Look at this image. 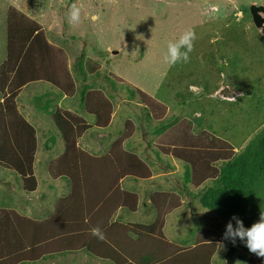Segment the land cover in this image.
<instances>
[{
    "label": "rangeland",
    "instance_id": "rangeland-1",
    "mask_svg": "<svg viewBox=\"0 0 264 264\" xmlns=\"http://www.w3.org/2000/svg\"><path fill=\"white\" fill-rule=\"evenodd\" d=\"M251 4L264 6V0H0V61L7 47L11 48L16 43L7 39L5 29H10L8 32L12 36L19 28L18 35L22 37L23 54L26 56L32 55L34 50H30L37 47L33 42L35 39L31 36L41 32L42 38L58 49L56 51L59 56L64 57L66 67L76 83V89L79 88V83L71 68L75 60L89 75H93V72L100 69L103 64L100 75L109 77L115 88H119V83H126L131 87L134 91V99H138L136 107L127 106L128 98H124V95L117 96L113 102L117 105L116 108L118 107L120 117H125L129 112L134 126L141 123L139 118H142L144 112L140 109L145 107L151 121H160V119L164 121L171 116L178 120L183 118L181 122L187 130H190L187 123L190 121V134L194 135L192 133L194 127L196 130L203 129V135L214 140V136L223 139L230 145L226 148L234 150L236 147L239 151L264 127V34H261L252 23L249 13ZM73 5L81 11L78 23H73L69 19ZM92 15H98L100 19L92 22L90 19ZM20 28L26 30V35ZM188 31L195 34L189 61L169 64L166 59L168 44L178 42ZM30 33L31 35L27 36ZM48 54L47 49L46 55L35 52L32 56L40 60L46 57L47 65L51 66L52 61ZM96 61L98 64L93 63ZM102 76L97 79L88 76V83L94 87L102 86L106 94L109 90L111 92V89L106 82L99 80L103 79ZM44 85L46 84H39V94L33 93L36 98L32 97L33 100L26 109L33 118V123L49 141L52 134L58 133L51 117L55 120L61 118L50 114L55 113L54 103L58 102L59 95L56 94L58 93L56 90L48 88L50 92L48 96ZM33 86L34 84H30L27 89ZM138 90L148 93L154 100L162 103V110L150 106L152 102H148L147 106L143 101V97L147 94L142 95ZM31 96L28 95L26 98ZM72 102L75 108L78 107V97L73 98ZM115 120H117L116 124L120 121L118 118ZM114 128L115 125H112L110 130L112 133L115 132ZM147 129L150 128L145 124L144 130L139 127L136 132L137 137L134 134L124 144L126 149L137 152L143 159L151 153L152 147L159 149L161 144H155L160 135H152ZM85 136V141L90 138ZM91 136L94 140L90 142L95 146L98 142L108 143L106 136ZM175 136L174 133L171 137ZM186 141L184 136L176 142L185 145ZM54 142H56L55 146H58L59 141ZM49 143L53 144L52 140ZM211 143L209 148L220 150L221 147L214 141ZM205 145L202 144L201 147ZM99 146L101 148L100 144ZM92 147L93 144L90 148ZM163 150L166 151L165 148ZM168 153L160 154L163 160L156 159L153 172L156 175L161 174L160 171L163 170L167 160L174 167L167 177L172 184L174 183L173 185H177L178 174L182 170L177 158L175 160ZM221 158L227 159L226 156H219L215 157L214 161ZM4 163V168L6 165L10 168L7 162ZM3 167H0V206L2 201H7V205L15 208L19 214H24L28 212L29 207H25L26 203L23 204L22 198L27 200L29 192L24 188L21 189L13 180H8L10 176L2 170ZM41 172H43V164L38 169L39 175ZM216 173V168L212 166L211 171H207L206 177H214ZM41 181L38 196L31 197L29 202L40 216L50 213L57 192L49 188L48 184L53 183L48 182L49 179L41 178ZM190 183L191 179L186 185L188 190L192 187ZM210 184L211 180H208L203 189L211 186ZM151 186L154 187L153 184ZM151 186L146 187V190L151 189ZM30 195L35 196L37 193ZM179 195L182 196L186 208L191 197ZM193 204V215L189 210L184 209L183 218L177 217L176 214L168 217L165 233L181 242L192 237L196 230L209 227L212 228L214 237L215 235L222 237L229 220L204 208L199 197L193 200ZM244 213L247 219L245 227L257 222L260 216L264 215V184L260 186L257 197L244 205ZM31 240L30 236L29 241ZM229 247H234L233 264H246L249 256H256L239 240L235 245L223 241V247L218 246L212 255L211 263L227 264L225 254ZM20 250L17 248L16 255L13 256L15 264H22V259L27 258L23 257V251ZM48 259H56L57 264H95L89 262L90 259L87 260L81 252L51 255L46 257L45 261L34 264H48ZM6 262L3 260L0 264ZM99 264L109 263L101 261Z\"/></svg>",
    "mask_w": 264,
    "mask_h": 264
},
{
    "label": "crops",
    "instance_id": "crops-1",
    "mask_svg": "<svg viewBox=\"0 0 264 264\" xmlns=\"http://www.w3.org/2000/svg\"><path fill=\"white\" fill-rule=\"evenodd\" d=\"M9 30L5 29L7 39L16 43L11 48L5 44L7 49L0 61V167L7 162L10 168L6 165L2 170L18 175L21 188L29 192L27 200L22 198L23 204L26 203L25 207L32 210L28 208V212L19 214L15 208L7 205V201L1 203L0 261L15 264L13 256L16 255V249L20 248L23 257H27L22 262L28 264L40 263L51 255L74 252H81L87 260L90 259L89 262L95 264L101 261L109 264H155L203 242H216L218 248L222 237H214L212 228L209 227L192 232V237L181 242L165 233L168 217L176 214L183 218L184 209L193 215V200L198 197H191L185 208L180 193L170 189L167 180L163 182V178L170 173L160 171L161 174H154V167L140 154L124 147L127 140L135 134L136 128L129 112L125 117H120L117 105L105 94L103 87L97 85L85 93L82 107L84 114L76 112L72 101L75 97L77 99L78 89L64 57L58 55L57 48L44 40L41 32L31 36L37 46L30 50H34L32 55L35 52L46 55L48 49V56L52 61V65L48 66L46 57L40 60L23 54L19 28L12 36L9 35ZM33 30L35 31L34 28ZM22 32L25 34L26 30ZM30 35L31 33L27 36ZM93 63L98 64V61ZM85 65L88 66L86 62ZM102 66L103 64L93 73L100 72ZM40 83L46 84L44 88L47 93L50 94L47 90L50 88L59 95L58 102L54 103L55 113L50 114L61 118L55 120L51 117L58 131L51 136L59 141L58 146H55V140H52L53 144L49 143L51 137L49 141L46 140L26 109L33 100V93L39 94ZM30 84L34 86L27 89ZM139 93L143 95L145 92ZM145 94L147 95L143 97V101L146 105L152 102L150 106L162 110V103L154 100L148 93ZM28 95L32 96L26 98ZM61 115H64L63 122ZM115 118L120 119L118 124ZM181 120L183 118L159 134L155 144L161 143L157 148L161 153L170 152V157L173 156L175 160L177 158L178 163L183 161L190 165V191L197 192L203 190V186L211 180L212 177H206V173L214 167V158L226 156L227 159H221L229 160L238 148L233 146L234 150H229L226 148L230 146L228 142L216 136L215 140L207 137L202 134L204 130L192 132V135L190 121L187 122L190 130H187ZM112 125H115L114 133L110 131ZM174 133L176 136L171 137ZM91 135L107 138L110 135L107 150H104L103 142H98L96 146L90 142L94 140ZM84 136L90 138L85 141ZM184 136L187 140L185 145L176 142ZM212 141L221 147L219 151L209 148ZM92 144L94 147L90 148ZM202 144L206 145L201 147ZM193 146L195 147L192 148ZM42 164L43 172L39 175L38 169ZM41 178L53 182V189L57 192L50 213L40 216L29 202L31 197L38 196ZM132 179H138V182ZM152 180L160 184H153L152 187ZM149 186L151 189L146 190ZM33 193L37 195H30ZM144 193L153 212L142 203ZM96 228L103 234L102 239L92 234V230ZM257 258L264 262V258ZM49 263L57 264V261L48 259Z\"/></svg>",
    "mask_w": 264,
    "mask_h": 264
},
{
    "label": "trees",
    "instance_id": "trees-1",
    "mask_svg": "<svg viewBox=\"0 0 264 264\" xmlns=\"http://www.w3.org/2000/svg\"><path fill=\"white\" fill-rule=\"evenodd\" d=\"M71 68L79 83V105L75 108V111L78 113L83 112L84 114V111H82L84 96L86 91L92 87L88 83V76H91V79H97L102 75H100V72L88 75L81 68L79 62H76V60L73 62ZM102 77L103 79L99 80L106 82L109 89H111V92L109 90V92L106 93L109 98L114 101L117 99V96L124 95V98H128L127 106H137L136 102H138V99H134V91L129 85L126 83H119L122 86L119 85V88H115V84L111 81V79H109V77ZM47 94L48 96L50 95L49 93ZM48 102H50L49 99ZM140 111L144 112V114L142 116L143 119L141 117L139 118L141 123L135 126V136L139 127L144 130V124L147 128L151 129H147V132L151 131L152 135H159L178 121V118L176 119L173 116L164 119V121H151L152 119L145 107H142ZM192 130L195 133L200 132L203 129L196 130L194 127ZM50 137L52 138L51 140H55L54 136ZM110 141L111 136L109 135L107 139L108 143L105 142V151L107 150V146ZM160 154L161 153L156 149V147H152L151 153L144 157V160L152 167H155L156 159L163 160ZM166 162L167 163L164 164V168L162 170L163 173L169 172L174 168L167 160ZM179 163L182 170L179 171L178 174L179 184L176 183L177 185H173L174 183L172 184L169 181L170 178H168L167 175L163 178V182L167 180L166 182L169 184L170 189H175L178 193L189 197H199V201L204 208L213 211L214 214H217L220 217L227 218L234 226L235 220L232 219L233 216L239 218L245 225L247 219L244 213V205L257 197L260 186L264 184V127H262L259 132L255 133L252 138L247 141L245 146L237 151L229 160L214 161L213 165L216 168L217 173L211 178V186H207L203 190H199L196 193L188 190L186 186L187 183L189 184L190 182V165L183 161H179ZM5 173L10 176L8 180H13L21 188L19 177L15 172L5 170ZM132 180L134 182H138V179ZM152 184H156L158 186L160 183L154 181ZM48 186L49 188H54L53 183H49ZM142 203L153 212L154 209L152 205L146 202L145 193L142 195ZM216 248V242H203L192 248L177 252L176 254L155 264H212L211 257L216 251ZM125 264L132 263L127 262ZM246 264H264V262L260 261L256 256L253 257L251 255L248 257Z\"/></svg>",
    "mask_w": 264,
    "mask_h": 264
},
{
    "label": "clouds",
    "instance_id": "clouds-1",
    "mask_svg": "<svg viewBox=\"0 0 264 264\" xmlns=\"http://www.w3.org/2000/svg\"><path fill=\"white\" fill-rule=\"evenodd\" d=\"M80 16V9L73 5L69 12L70 21L78 23L80 21ZM90 19L92 22H96L100 17L98 15H92ZM194 39V32L188 31L180 37L178 42H170L168 44L166 56L168 63L176 64L179 61L188 62ZM182 49H184V51H181ZM232 219L235 220V227L231 222L226 224L225 232L222 235V242L218 246L223 247V241H228L235 245L237 240H239L250 253H254L257 257L264 258V215H261L260 219L249 227H245L243 222L235 216H233ZM92 234L101 239L103 238V234L99 228L93 229Z\"/></svg>",
    "mask_w": 264,
    "mask_h": 264
},
{
    "label": "water",
    "instance_id": "water-1",
    "mask_svg": "<svg viewBox=\"0 0 264 264\" xmlns=\"http://www.w3.org/2000/svg\"><path fill=\"white\" fill-rule=\"evenodd\" d=\"M249 13L251 15V20L254 27L264 34V6L251 4L249 6ZM234 247H229L225 254V261L227 264H233V254Z\"/></svg>",
    "mask_w": 264,
    "mask_h": 264
}]
</instances>
